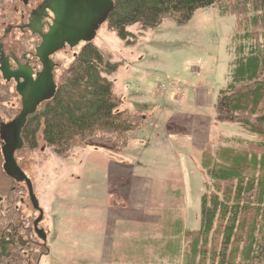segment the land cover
I'll return each mask as SVG.
<instances>
[{"label":"rangeland","instance_id":"374dc122","mask_svg":"<svg viewBox=\"0 0 264 264\" xmlns=\"http://www.w3.org/2000/svg\"><path fill=\"white\" fill-rule=\"evenodd\" d=\"M40 1L0 0V35ZM220 9V3L199 8L183 25L170 18L143 31L133 25L128 43L107 22L100 25L90 43L117 63L110 79L114 94L123 99L120 109L145 117L128 141L137 159L129 167L135 174L125 177L124 150L111 152L109 136L91 137L65 157L54 154L40 134L36 147L24 142L15 159L42 210L41 239L32 228L39 211L31 207L27 186L2 172L0 157V230L11 234L16 228L14 250L0 256V264H182L199 228V198L214 191L199 168L203 151L213 154L224 143L261 152L255 146L261 137L215 119L219 89L230 81L231 37L237 30L235 16ZM83 45L66 46L53 56L56 84ZM3 88L0 84V93ZM151 134L152 142L140 150L138 140ZM137 204L145 208H133ZM115 205L122 209L118 219L110 216ZM178 224L188 232L180 238L174 230ZM17 235L25 243L17 244ZM177 240L181 254L176 257L171 249Z\"/></svg>","mask_w":264,"mask_h":264},{"label":"trees","instance_id":"16d2710c","mask_svg":"<svg viewBox=\"0 0 264 264\" xmlns=\"http://www.w3.org/2000/svg\"><path fill=\"white\" fill-rule=\"evenodd\" d=\"M218 3L221 14L235 16L237 30L231 37L230 81L219 89L215 119L261 137L255 145L261 152L224 143L213 154L203 151L199 164L214 191L199 198V228L190 236L182 264H264V0H113L105 22L128 43V27L153 29L163 18L183 25L195 10ZM115 69L116 62L92 43L84 44L62 71L54 95L25 121L24 142L36 147L40 134L54 154L65 157L91 137L109 136L111 152L124 150L144 117L120 109L123 99L114 94L110 79ZM174 230L178 238L188 233L179 224ZM13 243L14 234L0 230V256L10 255ZM179 248L177 240L171 255H180Z\"/></svg>","mask_w":264,"mask_h":264},{"label":"water","instance_id":"95a60500","mask_svg":"<svg viewBox=\"0 0 264 264\" xmlns=\"http://www.w3.org/2000/svg\"><path fill=\"white\" fill-rule=\"evenodd\" d=\"M42 7L53 13V23L49 26L46 34L41 35L42 41L37 49V54L43 63V71L38 79L31 82L28 91L20 90L22 109L13 122H10L12 134L3 137V172L16 181L26 184L28 194L33 207L39 211L33 225L36 234L45 238V233L37 227L42 217V210L33 195L32 185L14 159V152L21 148L23 142L20 131L25 124L27 116L33 114L37 106L54 95L56 85L53 82V63L49 56L61 50L64 46L73 48L79 43H90L101 24L106 21L108 14L113 8V0H44Z\"/></svg>","mask_w":264,"mask_h":264},{"label":"flooded vegetation","instance_id":"af4514ba","mask_svg":"<svg viewBox=\"0 0 264 264\" xmlns=\"http://www.w3.org/2000/svg\"><path fill=\"white\" fill-rule=\"evenodd\" d=\"M43 2L44 0L38 2L35 7L30 9V11L25 13L20 12L18 20L7 24L6 30L0 35V84L4 87L3 92L0 93V157L2 160V170L4 163L2 153V146L4 144L3 137H7L6 134H12V131L10 130V122L15 120L22 109V96L20 90L28 91V89L32 87L29 84L38 79L44 69L43 63L40 61L41 59L37 54L36 47H38L42 41L41 35L46 34L49 26L53 23L54 15L48 8L45 7L44 9V7H42ZM14 30L19 32V36L15 37V33L12 34ZM66 46H64V48ZM58 51L60 50L58 49ZM58 51L49 56V60H51L54 65L51 72L56 87L57 84L53 71H55L57 64L52 59ZM43 102H41L37 108ZM28 117L29 116H27L26 121ZM23 127L19 134L24 145V140L21 134ZM16 151L14 152V159ZM14 189H16V186H14L11 191L14 192ZM3 201L4 197L0 195V207H2ZM20 201L23 202V198H20ZM30 204L31 207L35 209L31 201ZM32 228L34 231L35 228L33 223ZM15 230L16 228L12 227L9 232L14 234ZM17 242L19 244L25 243L22 240V236L19 235H17Z\"/></svg>","mask_w":264,"mask_h":264},{"label":"crops","instance_id":"0c3cea01","mask_svg":"<svg viewBox=\"0 0 264 264\" xmlns=\"http://www.w3.org/2000/svg\"><path fill=\"white\" fill-rule=\"evenodd\" d=\"M143 117V116H142ZM144 119H145V117H144ZM132 133H134V131H131L130 133H129V136H130V134L132 135ZM166 134H167V132H166ZM167 136V135H166ZM155 137V135L154 134H151V136H149L148 138H146V137H142L140 140H138V145H139V149L140 150H143L144 148H147V146L152 142L151 140L153 139ZM148 139V140H147ZM168 139H169V137H168ZM170 141H172L171 139H169ZM129 141V140H128ZM127 141V142H128ZM122 156H124L125 155V165H124V167H125V177L126 176H131L132 174H135V168H133V169H130L129 167H132V166H130V164L132 163V164H135V163H137V159H136V156L134 155V154H132V149L130 148V145H129V142H128V144H127V146L125 147V149H124V152L121 154ZM123 158V157H122ZM200 159H201V156H200ZM186 163H187V161H186ZM185 163V164H186ZM185 167H187L188 168V166H187V164H186V166ZM189 168H191V167H189ZM199 168H201V167H199ZM189 170V169H188ZM188 173L186 174V175H184V177H183V180H186V178H188ZM155 185V183L154 184H152V186H154ZM151 186V187H152ZM151 187H149V188H145L144 189V192L145 193H147V195L146 196H150L151 198H152V200H153V196H154V194H153V191L150 189ZM154 188V187H153ZM201 191V190H200ZM201 193V192H200ZM119 199H120V197L119 196H117ZM151 198H150V200H151ZM121 200V199H120ZM127 201V200H126ZM122 202V201H121ZM150 202V201H149ZM133 208H136V209H141V211L145 208V207H143V206H140L139 204H137V205H134V207ZM151 209V207L150 206H148V208H147V211L149 212V210ZM114 210H115V212H113V210L111 211V215L110 216H113V217H115V218H119V216H118V214H120V212H122V209H118L117 208V206L115 205L114 206ZM126 210V209H125ZM146 211V212H147Z\"/></svg>","mask_w":264,"mask_h":264}]
</instances>
